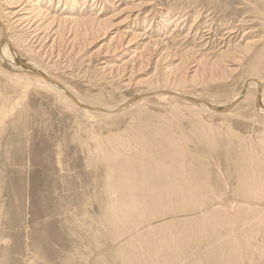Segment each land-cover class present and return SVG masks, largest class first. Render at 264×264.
I'll use <instances>...</instances> for the list:
<instances>
[{
    "label": "rangeland",
    "instance_id": "374dc122",
    "mask_svg": "<svg viewBox=\"0 0 264 264\" xmlns=\"http://www.w3.org/2000/svg\"><path fill=\"white\" fill-rule=\"evenodd\" d=\"M0 19L18 54L85 104L134 103L81 109L4 59L0 28V264H178L182 251L185 263L264 264L263 235L249 254L226 256L244 241L240 209L264 210L262 187L259 203L234 199L241 177L264 182L257 90L226 113L164 92L225 106L256 78L264 96V0H0ZM119 150L130 158H104ZM176 170L188 180L198 170L212 210L203 193L181 206ZM110 199L124 204L115 223ZM185 229L198 232L186 251L171 245Z\"/></svg>",
    "mask_w": 264,
    "mask_h": 264
},
{
    "label": "bare ground",
    "instance_id": "6f19581e",
    "mask_svg": "<svg viewBox=\"0 0 264 264\" xmlns=\"http://www.w3.org/2000/svg\"><path fill=\"white\" fill-rule=\"evenodd\" d=\"M39 12V11H38ZM18 14V13H17ZM31 14V19H33V16L35 15L33 12L30 13ZM29 14V15H30ZM39 14V13H38ZM203 16V15H202ZM30 18L28 19H25V20H31ZM152 19V18H151ZM24 20V19H23ZM82 21H88L89 23L91 22L92 25L94 24V20H71V19H60L58 21L59 24H61L62 22H82ZM55 20H51V24H55L54 23ZM98 22V21H97ZM97 22L95 21V23L97 24ZM88 23V24H89ZM100 25H104L102 24L103 22H98ZM50 24V25H51ZM76 24V23H75ZM79 24V23H78ZM52 25V26H53ZM82 25V24H81ZM88 26V25H87ZM85 26V27H87ZM91 26V24H90ZM90 26L88 28H90ZM0 28L2 30V48H1V54H2V57L4 59H6L9 63H11L12 65L16 66L17 69H19L21 72L25 73V74H28V76H32L33 78H35L36 80H38V82L44 86L45 88L47 89H50V90H54V91H57L59 92L60 94L62 93L64 96H66L71 102H73L76 106L80 107L81 109L87 111V112H90L89 110H92L91 112H94V111H99V112H105V114H108V115H113L115 114L116 112L119 113L118 111H124L125 109L127 108H130L131 106L134 105L133 101L132 100H126L124 101L123 103L119 104L118 106H114V107H97V106H89L87 104H85L84 102H82L81 100H79L77 98V96H75L69 89L68 87H66L65 85H63L62 83H60L59 81L51 78L42 68H40L39 66L35 65V64H32L30 62H27L25 61L17 52L16 48L13 46V41L11 39V37L9 36L10 32H9V28L6 26L5 22H3V20L0 19ZM87 29V28H86ZM87 34V32H86ZM56 35V34H55ZM203 42V41H202ZM161 49V48H160ZM217 66V65H216ZM218 67V66H217ZM176 72V71H175ZM176 75V74H175ZM32 78V79H33ZM262 83H261V80L259 79H256V78H251L249 79L246 84H245V87L243 89V91L240 93V95L233 101L231 102L230 104L228 105H225V106H218V105H214V104H211L209 102H205L203 100H200V99H196V98H191V97H185V96H182L181 94H179V92H176V91H168V90H165L164 92H169L168 94L171 96H176V97H179L183 100H186V101H191V102H195V103H198L200 106L206 108L207 110L209 111H212V112H216V113H226L230 110V108L232 107H235V105H237L241 100L245 99L246 96H247V93H248V90L251 88H255L257 90V97H256V106L258 108V110L260 111V113L264 114V96H263V93H262ZM159 92V91H157ZM162 92V91H161ZM264 92V91H263ZM149 95V94H148ZM152 95V94H151ZM156 95H159V93ZM164 95V94H163ZM63 96V97H64ZM136 104V102H135ZM239 105V104H238ZM233 109V108H232ZM231 111V110H230ZM119 155H116V154H112V152L109 154V152H107L104 156V158H107L108 159V162L109 161H113V160H117V159H120L122 161H126V159H129L130 157L126 156V155H123L122 154V150H119ZM124 152V151H123ZM256 153V152H255ZM126 154H128L126 152ZM113 155V156H112ZM185 167V166H184ZM163 168V167H162ZM123 172H126L128 173L130 176H133L135 175L134 171L132 170L131 168V165L130 164H127V169ZM158 173H160V170H157ZM176 174L175 176H178L177 179L175 180V182L178 184V186L175 188V190H173V194L174 195H178L177 199H179L180 203H181V206L183 204H185L187 201L188 203L190 204L191 202L193 201H199L200 203V206L204 209H211L214 205H216V201L213 200L215 198H211L210 197V193L212 192L209 185L206 184L205 182H203L202 180H199V176H198V170L195 171V170H192L190 171L189 173V178L190 180L186 179L187 177H184L182 175V172L181 171H178L177 170L175 171ZM203 172V171H202ZM112 173V172H111ZM185 173V171L183 170V174ZM113 175V174H112ZM180 175L182 176L180 178ZM180 178V179H179ZM255 179V178H254ZM134 181L131 180L130 185L131 183H133ZM238 190H237V194L234 196V199L236 201H240L242 203H256V202H260L257 201L258 198H255V191H259L261 192V189L264 188V182L261 181V178L258 179V180H253L251 179V177H245V178H240L238 179ZM118 184V183H117ZM129 185V187L131 188V186ZM133 187V186H132ZM262 187V188H261ZM235 188V187H234ZM116 187L115 185L112 183L110 186H109V191L110 193H113L115 191ZM170 190L169 186H168V183L167 184H163L161 183L160 185H158V191H159V195L160 196H167V192ZM263 189H262V193H263ZM259 192H256V193H259ZM203 193V197L204 196H207L208 199L207 201L203 199H199L198 200V197H200ZM213 193V192H212ZM214 194V193H213ZM260 194V193H259ZM258 196V195H257ZM259 197V196H258ZM158 199V198H157ZM263 199V198H261ZM111 201L108 202L107 204V211L109 212V220H110V223H115L119 220V212H120V208L122 206H124V204L120 203L118 200H114V199H110ZM217 200V199H216ZM264 200V199H263ZM263 202V201H261ZM187 206V205H186ZM225 207V206H224ZM232 207V206H231ZM241 207V206H240ZM186 208H190V207H184V209ZM192 208V206H191ZM223 208V207H221ZM246 208H249V209H245L244 208H241L240 209V213H245L246 217H242V218H239V222L237 223V226L235 227L236 229L234 230L235 232L239 233L240 236L244 237V241H241L239 239V241L237 243H234L232 246H229L228 248V252H227V257L229 260H232L233 256H236L235 255V252H240V254H245V253H250V249H251V245L250 243L252 242V240L254 241V239H256L259 235H263L264 236V230L261 228V223H262V215H263V211L258 208V206H256V208L254 209H250V206L246 207ZM212 210V209H211ZM214 210V209H213ZM224 210V209H223ZM203 211V210H201ZM194 212V211H193ZM198 212V211H197ZM218 212V211H217ZM219 213V212H218ZM214 214L216 216V212L214 211H210L209 212V215L210 218L211 216L214 217ZM196 215V214H195ZM236 215V214H235ZM239 215V214H238ZM243 215V214H242ZM244 215V216H245ZM233 216V215H232ZM207 217V216H206ZM120 221V220H119ZM189 222V221H188ZM235 222H236V219H235ZM205 224V222H204ZM191 227V226H190ZM231 227V226H230ZM183 228V227H182ZM221 228V227H220ZM218 230V229H217ZM183 231V230H182ZM192 229H185L183 232L179 233L178 235V243H171L172 246H179L181 243L184 244V251L186 250H189L191 249L192 245L189 246L188 242L190 240V242H195L196 240V236L197 235V231H194ZM205 231V230H204ZM220 231V230H219ZM223 231V230H222ZM214 232V231H213ZM195 233V235H194ZM219 234V233H218ZM217 234V235H218ZM206 235V234H205ZM170 236V235H169ZM168 238H171L169 237ZM181 236V238H180ZM200 236V235H199ZM203 236V234H202ZM214 236V234H213ZM217 237V236H216ZM218 239V238H217ZM262 239V238H261ZM170 240V239H169ZM215 240V239H214ZM234 240V239H233ZM260 240V239H259ZM176 242V240H175ZM187 242V243H185ZM191 242V243H192ZM207 242V241H206ZM197 243V242H196ZM232 243V241L230 242ZM219 244V243H218ZM254 244V243H253ZM256 244V243H255ZM261 244V243H260ZM263 244V243H262ZM213 245V244H212ZM166 246V245H165ZM181 247V245H180ZM197 247V246H196ZM214 247V246H213ZM216 247V246H215ZM260 247V246H259ZM124 248V247H123ZM131 249V248H130ZM164 249V248H162ZM161 249V250H162ZM202 249V248H201ZM214 249V248H213ZM259 249V248H258ZM132 250V249H131ZM215 250V249H214ZM164 251V250H163ZM170 251V250H169ZM196 251V250H195ZM199 251H202L199 249ZM206 251V250H205ZM256 251V250H255ZM159 252V251H158ZM166 252V251H165ZM260 252V251H259ZM264 252V251H263ZM172 253V252H171ZM179 253V252H178ZM197 253V252H196ZM202 253V252H200ZM213 253V252H212ZM204 254V253H203ZM217 254V253H216ZM215 254V255H216ZM179 255V254H178ZM186 255V252H183L181 253V255H179V258L178 256L176 257L178 259V264H201V259L199 257L196 256V258L194 257V259L192 261H188L189 263H185L184 261V256ZM194 255V254H193ZM246 255V254H245ZM264 255V254H263ZM116 256V255H115ZM153 256V254H152ZM161 256V254H160ZM164 256V255H163ZM171 256V255H170ZM187 256V255H186ZM203 256V255H202ZM224 256V255H222ZM221 256V257H222ZM257 256V255H256ZM150 255H148L147 257H144V262H147V260H151L150 259ZM154 257V256H153ZM201 257V256H200ZM253 257V256H252ZM115 258V257H113ZM168 258V257H167ZM167 258H164L165 261H167ZM175 258V260H177ZM249 258V257H248ZM146 259V260H145ZM169 259V258H168ZM192 259V258H191ZM224 259V258H223ZM131 262V264L133 263L131 259L129 258H125L122 262V264H125V262ZM159 260V259H158ZM156 260V262L158 261ZM170 260V259H169ZM174 260V259H173ZM235 260V259H234ZM239 260V259H238ZM243 260V259H242ZM118 261V260H117ZM163 261V260H162ZM217 261H218V258H217ZM225 261V260H224ZM255 261V260H254ZM164 262V261H163ZM221 262V261H220ZM213 263V262H212ZM211 263V264H212ZM228 263V262H227ZM242 263V262H241ZM240 263V264H241ZM118 264V262H117ZM136 264H141L140 261H137ZM203 264V263H202ZM205 264V263H204ZM207 264V263H206ZM216 264V263H215ZM263 264V263H262Z\"/></svg>",
    "mask_w": 264,
    "mask_h": 264
}]
</instances>
